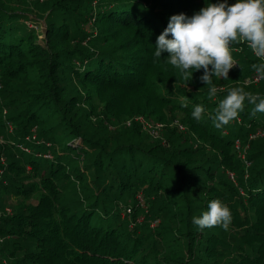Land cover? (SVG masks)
I'll use <instances>...</instances> for the list:
<instances>
[{
  "label": "trees",
  "instance_id": "obj_1",
  "mask_svg": "<svg viewBox=\"0 0 264 264\" xmlns=\"http://www.w3.org/2000/svg\"><path fill=\"white\" fill-rule=\"evenodd\" d=\"M206 2L222 0H0V264H264V113L211 119L232 87L264 96V61L233 45L209 99L203 69L186 82L154 57ZM214 199L227 231L192 223Z\"/></svg>",
  "mask_w": 264,
  "mask_h": 264
},
{
  "label": "clouds",
  "instance_id": "obj_2",
  "mask_svg": "<svg viewBox=\"0 0 264 264\" xmlns=\"http://www.w3.org/2000/svg\"><path fill=\"white\" fill-rule=\"evenodd\" d=\"M242 43L264 61V0H236L234 4L228 0L206 2L205 7L191 16L172 15L157 37L154 57L158 60L162 53H167L164 62L177 68L186 82L192 80L194 72L203 69L200 80L211 85L208 91L211 99L221 91L213 84V77L228 80L230 70L239 65L232 55V46ZM251 67L257 78L264 80V63ZM246 101L254 105L251 115L264 113V96L232 87L211 115L213 125L222 128L238 119ZM204 113V106L198 104L191 115L199 122ZM231 221L230 208L219 199L211 200L207 211L192 218V223L201 230L219 226L227 231Z\"/></svg>",
  "mask_w": 264,
  "mask_h": 264
},
{
  "label": "rangeland",
  "instance_id": "obj_3",
  "mask_svg": "<svg viewBox=\"0 0 264 264\" xmlns=\"http://www.w3.org/2000/svg\"><path fill=\"white\" fill-rule=\"evenodd\" d=\"M43 19H40V20H37V23L36 22H32V21H28V25H33V26H36V28H38V29H40V30H43L44 29V24H43ZM36 23V24H35ZM42 36H43V34H42ZM139 117V116H138ZM141 117V116H140ZM178 118V117H177ZM137 121H138V123H140L141 124V127H142V129L144 130V131H146V132H149L150 130H152V128L153 127H149L148 125H146L143 121H142V119L141 118H138L137 119V117L135 118ZM147 121V120H146ZM145 124V126L143 125V123ZM176 122H178V120H174L173 121V123H176ZM172 123V124H173ZM149 128H150V130H149ZM149 130V131H148ZM155 130H157V128H155ZM158 133V132H157ZM152 136H153V134H152ZM157 135H154V137H156ZM20 147V149H22V150H24V151H26V152H28V149L25 147V146H19ZM45 156H47V157H50L51 155L49 154V153H47ZM241 156H243V155H241ZM3 158H4V156H2ZM5 159V158H4ZM6 196H7V200L6 201H4L1 205H0V212H2L3 210L4 211H10L11 210V208L10 207H12L11 205H13L14 203H15V198H14V196L13 195H11V194H6ZM29 201H31V202H33V203H35L36 201H35V199H34V194H33V196H31L30 197V199H29ZM143 206V208H145V210H147L146 209V207L144 206V205H142ZM124 212L122 211V213L121 214H123ZM126 213H132V210L130 211V212H128L127 210H126ZM142 218H143V215H140V216H138V218L137 219H139V220H142ZM153 223V222H152ZM151 223V226H154V223L152 224ZM1 237H3V236H1ZM3 239H4V237L2 238V240L0 241V243L3 241Z\"/></svg>",
  "mask_w": 264,
  "mask_h": 264
},
{
  "label": "built area",
  "instance_id": "obj_4",
  "mask_svg": "<svg viewBox=\"0 0 264 264\" xmlns=\"http://www.w3.org/2000/svg\"><path fill=\"white\" fill-rule=\"evenodd\" d=\"M255 79H257V77L255 78ZM138 118H141L142 119V121L146 124V125H148L149 127L151 126V127H153L152 128V130H150V128H149V132L151 133V134H153V136L154 135H157V131H158V129L160 128V126H161V124H156V125H151L148 121H146L143 117H137V119ZM142 122V123H143ZM129 123V121L127 122V124ZM143 123V125L145 126V124ZM155 128H157V130H155ZM260 133V131L258 130L257 132H256V134H259ZM1 161L3 162L4 161V158L1 156ZM2 172H3V169H0V177H1V175H2ZM137 198H138V200L140 201V203L142 204V198H141V196L138 194L137 195ZM128 212H130L131 211V209L130 208H127L126 209ZM137 220H139V219H137ZM153 223H155V221H153ZM152 223V224H153ZM2 238L3 237H1V235H0V241L2 240Z\"/></svg>",
  "mask_w": 264,
  "mask_h": 264
}]
</instances>
